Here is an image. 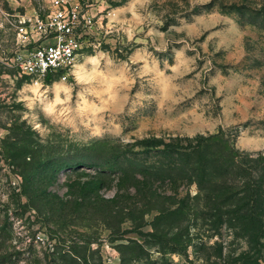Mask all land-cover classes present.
Returning a JSON list of instances; mask_svg holds the SVG:
<instances>
[{"label": "rangeland", "instance_id": "rangeland-1", "mask_svg": "<svg viewBox=\"0 0 264 264\" xmlns=\"http://www.w3.org/2000/svg\"><path fill=\"white\" fill-rule=\"evenodd\" d=\"M50 1L0 0V264H264L164 152L220 134L264 156V0H79L88 78L36 81L11 58Z\"/></svg>", "mask_w": 264, "mask_h": 264}, {"label": "trees", "instance_id": "trees-1", "mask_svg": "<svg viewBox=\"0 0 264 264\" xmlns=\"http://www.w3.org/2000/svg\"><path fill=\"white\" fill-rule=\"evenodd\" d=\"M47 81L50 80L47 79ZM187 141L189 142L183 146L166 142L164 152L175 159L174 165L184 170L201 190L207 191L204 207L214 210L216 225L220 226L228 221L229 224H237L243 234L248 236L250 244L260 242L264 236V156L260 154L258 157H253L249 154H239L220 134L199 135ZM160 144L161 141L156 139L144 141V145L148 148ZM216 146L219 149L215 150ZM27 154H24L25 157ZM6 158H11L8 153ZM40 164L46 165L47 162L41 160ZM77 164L79 167L93 166L90 162L78 161ZM134 165L139 168L138 164L134 163ZM20 173L24 178V185H27L31 178L26 174V169L23 168ZM225 206L230 208L223 209ZM184 208H176L173 211L180 213ZM174 241L177 243H173L175 244L172 247L173 251L181 249L178 244L185 242L172 237L171 242ZM186 246L188 242L185 243ZM222 248H219V254H222ZM4 258L6 257L3 256L1 261Z\"/></svg>", "mask_w": 264, "mask_h": 264}, {"label": "built area", "instance_id": "built-area-1", "mask_svg": "<svg viewBox=\"0 0 264 264\" xmlns=\"http://www.w3.org/2000/svg\"><path fill=\"white\" fill-rule=\"evenodd\" d=\"M50 4L45 16L20 21L11 62L27 78L66 82L76 78L80 58L91 46L85 34L93 17L79 0Z\"/></svg>", "mask_w": 264, "mask_h": 264}, {"label": "bare ground", "instance_id": "bare-ground-1", "mask_svg": "<svg viewBox=\"0 0 264 264\" xmlns=\"http://www.w3.org/2000/svg\"><path fill=\"white\" fill-rule=\"evenodd\" d=\"M78 65L76 67V75H77L76 78L78 77L79 80H86L89 76V73L86 70L85 65L84 66L83 65L78 66ZM55 90L58 93L60 91V87L57 86Z\"/></svg>", "mask_w": 264, "mask_h": 264}]
</instances>
